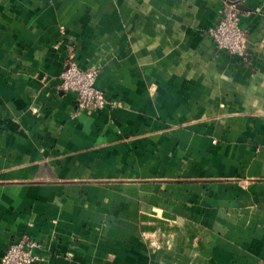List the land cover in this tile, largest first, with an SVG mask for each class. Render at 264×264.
I'll use <instances>...</instances> for the list:
<instances>
[{
	"label": "crops",
	"instance_id": "1",
	"mask_svg": "<svg viewBox=\"0 0 264 264\" xmlns=\"http://www.w3.org/2000/svg\"><path fill=\"white\" fill-rule=\"evenodd\" d=\"M71 58L115 106L78 110ZM25 233L36 264H264V0H0V260Z\"/></svg>",
	"mask_w": 264,
	"mask_h": 264
},
{
	"label": "built area",
	"instance_id": "2",
	"mask_svg": "<svg viewBox=\"0 0 264 264\" xmlns=\"http://www.w3.org/2000/svg\"><path fill=\"white\" fill-rule=\"evenodd\" d=\"M208 36L219 51L242 60L246 58L248 31L243 27L240 11L235 3H228L219 12L218 22L211 26ZM97 69H82L71 58L60 75L59 89L77 96L78 110H102L111 104L106 94L97 88ZM115 106V104H111ZM41 245L25 233L7 249L0 264H36L41 258L37 254Z\"/></svg>",
	"mask_w": 264,
	"mask_h": 264
}]
</instances>
